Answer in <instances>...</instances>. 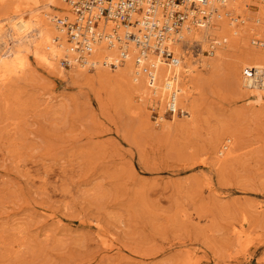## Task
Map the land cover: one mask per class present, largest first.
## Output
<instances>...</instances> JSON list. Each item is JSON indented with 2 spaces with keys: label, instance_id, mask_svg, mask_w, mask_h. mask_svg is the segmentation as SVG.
Here are the masks:
<instances>
[{
  "label": "rangeland",
  "instance_id": "rangeland-1",
  "mask_svg": "<svg viewBox=\"0 0 264 264\" xmlns=\"http://www.w3.org/2000/svg\"><path fill=\"white\" fill-rule=\"evenodd\" d=\"M27 1L0 0V19ZM244 50L165 120L121 67L59 74L30 54L0 87V264H264V100L238 83Z\"/></svg>",
  "mask_w": 264,
  "mask_h": 264
},
{
  "label": "bare ground",
  "instance_id": "bare-ground-1",
  "mask_svg": "<svg viewBox=\"0 0 264 264\" xmlns=\"http://www.w3.org/2000/svg\"><path fill=\"white\" fill-rule=\"evenodd\" d=\"M207 1L215 10V19L204 28L189 27L186 24L178 32L177 41L173 45L177 61L159 58L152 50L146 52V66L152 69L154 80L148 78L145 72L148 68H143L144 63H137L141 50L133 35H140V25L136 23V20H140L139 14L134 15L132 25L103 21L101 31L106 35H114L117 41L114 46L108 45L106 41L98 42L88 57L89 62L94 63L93 68L99 73V78H108L111 77L107 69L109 67H105L104 63L116 58L120 49L127 52L128 56L119 66L122 70L117 77L128 79L136 95L149 98V101L160 107L161 120H165L168 99L172 100L175 108H181L191 117L197 108V94L210 83L209 77L207 81L201 80V72L207 69V72L213 74L210 77L215 78L221 62L245 47L246 50L238 57L240 68L238 67L237 72L242 71V74L240 76V73H234H237L241 88L247 90L257 102L263 101L264 53L247 46L249 36L264 39V0ZM41 2L42 0L27 1L25 7H21L23 4L18 5L0 19V87L6 86L13 75L25 71L30 54L39 63L58 71L59 74L64 73L58 64L61 59L70 55V47L66 32L57 20L59 16L72 20L74 15L66 0H43L44 4ZM251 6H258V12L252 14ZM212 39H218L219 47L211 56L202 54L206 50L202 45L208 43V48ZM196 42L203 48V52L199 56H191V47ZM84 66H75V72L87 73L88 69ZM203 78L206 80V77ZM222 138L219 157L230 155L231 145L235 143L229 132Z\"/></svg>",
  "mask_w": 264,
  "mask_h": 264
},
{
  "label": "built area",
  "instance_id": "built-area-1",
  "mask_svg": "<svg viewBox=\"0 0 264 264\" xmlns=\"http://www.w3.org/2000/svg\"><path fill=\"white\" fill-rule=\"evenodd\" d=\"M71 7L74 18H58L57 22L65 30L68 37L70 55L62 59V66L71 68L80 64L94 67L89 62V56L100 41L114 46L117 38L106 35L101 31L103 21H118L133 24L134 15L139 14L140 35L135 38L141 50L137 63L146 69L148 78L154 80L153 71L146 66V52L154 51L159 58L177 61L173 45L176 43L178 32L187 24L189 27L204 28L215 19V10L207 0H66ZM256 46H264V41L256 39ZM218 39H212L209 47L202 51L197 42L191 47L192 55L200 53L211 56L219 47ZM183 48H186L183 46ZM127 52L120 49L118 56L104 63L105 67L117 69L127 58ZM152 71V72H151ZM167 113L179 117L187 116L181 108H175L172 100L168 99Z\"/></svg>",
  "mask_w": 264,
  "mask_h": 264
}]
</instances>
